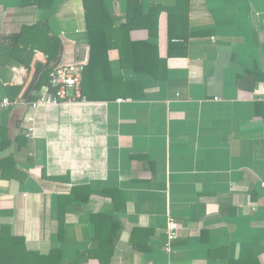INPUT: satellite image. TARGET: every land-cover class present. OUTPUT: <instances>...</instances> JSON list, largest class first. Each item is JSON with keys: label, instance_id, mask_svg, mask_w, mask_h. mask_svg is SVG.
Listing matches in <instances>:
<instances>
[{"label": "crops", "instance_id": "0c3cea01", "mask_svg": "<svg viewBox=\"0 0 264 264\" xmlns=\"http://www.w3.org/2000/svg\"><path fill=\"white\" fill-rule=\"evenodd\" d=\"M177 1L141 0L142 11ZM179 1L188 14L187 39L171 41L179 55L168 56L166 11L157 38L132 33L158 46L163 80L123 69L118 51L108 52L112 76L135 80L140 96L0 110V143L11 140L0 159L11 157L26 176L0 178V229L27 250L99 264L88 252L98 245L91 218L103 215L116 224L110 264H264V100L254 95L264 86V0ZM21 2L0 0V99L18 88L15 99L28 102L47 90H31L47 56L34 50L25 68L8 57L10 39L47 20L43 38L60 40L59 64L87 61L89 40L82 0L48 10ZM103 3L123 20L126 0ZM87 185L88 200L69 199ZM170 216L179 229L166 249Z\"/></svg>", "mask_w": 264, "mask_h": 264}, {"label": "trees", "instance_id": "16d2710c", "mask_svg": "<svg viewBox=\"0 0 264 264\" xmlns=\"http://www.w3.org/2000/svg\"><path fill=\"white\" fill-rule=\"evenodd\" d=\"M55 1L22 0L21 6H34L48 10L53 7ZM82 6L89 40V55L82 71L80 94L81 99L88 101L108 100L120 95L136 97L142 94L135 80H122L121 77L112 76L108 60L110 50L118 51L123 69H132L134 73H145L155 80H163L166 77V60L159 57L158 46L147 39H132V33L137 30H143L148 39L157 38L158 20L162 11H166L168 15V56L177 54L173 52L171 41L175 39L185 41L188 36L183 34L184 26L187 27L188 14L179 0L170 8L151 5L147 13L142 11L141 0H126V12L121 21L107 13L103 0H82ZM49 32L48 21L43 20L34 25L22 27L21 32L10 39L8 57L15 58L25 68L29 67L34 50H42L47 56L45 63L35 65V76L31 85V90L34 92H39L44 86L49 85L50 73L60 65L62 44L56 37L48 39L49 41L45 40L43 37ZM136 88L137 91H135ZM120 90L124 94H121ZM16 91L19 92L20 89L16 88ZM18 92L10 98L11 101L16 100ZM24 99L32 102L37 99V96L27 94ZM10 144L9 138L2 137L0 152H4ZM25 177L16 169V164L11 157L0 159V178L22 181ZM93 193L90 186H79L72 190L69 199L86 201ZM100 193L103 196L110 195L106 191ZM91 219L95 225L94 240L98 245L88 254L97 259L99 264H110L116 224L103 215H95ZM60 262L61 255L58 249L51 250L46 255L27 250L22 237L12 235L8 227L0 229V264H61Z\"/></svg>", "mask_w": 264, "mask_h": 264}, {"label": "built area", "instance_id": "2783aa9c", "mask_svg": "<svg viewBox=\"0 0 264 264\" xmlns=\"http://www.w3.org/2000/svg\"><path fill=\"white\" fill-rule=\"evenodd\" d=\"M87 61H78L70 64L58 65L49 76V85L46 92L39 96L35 101L24 102V101H11L8 98L0 99V110L6 109L10 106L17 105H28L30 110H35L41 105L58 104L60 102H74L81 99L80 84L82 79V71ZM52 91H51V90ZM51 91V92H49ZM255 97L264 100V86L259 85L254 91ZM32 128L28 129V136L32 132ZM264 190V182L260 184ZM178 224L173 217H169L166 224V249H170V243L177 237Z\"/></svg>", "mask_w": 264, "mask_h": 264}]
</instances>
